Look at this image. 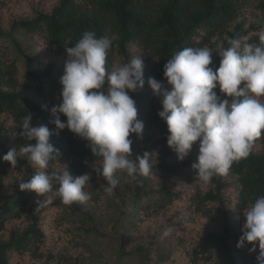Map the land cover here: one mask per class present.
<instances>
[{"label": "trees", "instance_id": "16d2710c", "mask_svg": "<svg viewBox=\"0 0 264 264\" xmlns=\"http://www.w3.org/2000/svg\"><path fill=\"white\" fill-rule=\"evenodd\" d=\"M18 3L26 4L31 13L23 15L11 12L7 23L2 25L0 22V41H7L9 45L8 51H0V117L5 116L12 122L10 127L0 124V190L7 183L10 174L16 175L17 181L21 183L36 174L37 167L27 157L19 158L17 165L11 167L3 160V156L14 147L19 150L21 146L34 143L19 135L24 114H32V126L47 124L50 130H54V126L48 124V121L50 109L61 98L60 78L67 59L66 48L74 46L84 33L94 32L97 37L105 34L114 37L107 57L109 70L117 61L125 64L140 57L144 59L147 78L154 77L165 85L164 65L178 50L186 47H212L213 64L210 67L215 70L220 65V47L227 46L228 38L242 40L252 32H262L252 36L251 40L244 41L242 45L264 46L260 39L264 35V0H0V20L4 11ZM251 3L255 4L261 22L245 29L242 9ZM20 34L26 38L41 40L42 55L32 53L25 47L17 38ZM214 39L216 41L212 42ZM11 54L14 55L13 58L10 57ZM215 91L221 95L219 87ZM30 92L34 95L29 94ZM135 102L139 119V105L136 100ZM145 110L146 125L154 132L155 137L137 153L142 155L147 151L150 156L154 154V163L152 174L132 180L134 188L131 189L130 196L132 207L139 208L148 219L167 211L173 201L182 197V192L165 188L152 189V175H158L164 181L171 178L189 179L192 175H187L184 169L197 160L199 142L193 145L189 156L180 164L175 152L167 145V125L158 116L162 111L161 98L155 96L152 90ZM61 120L66 122V117L61 115ZM136 138L135 135L130 137L133 141ZM50 139L61 155L50 163L47 171L62 175L67 167L73 176L89 174L91 186L87 190L91 193V199L85 202L87 205L99 201L100 193L108 195L103 186L106 181L93 170L101 166V157L93 155L87 147V141L67 129ZM118 179L113 195L121 190H124L123 193L130 190L128 180L131 178L120 173ZM195 181L202 185L194 177ZM195 186L188 200L191 214L209 223L215 221L220 207L230 205L224 194L230 186L234 187L235 210L238 214L244 212L258 197L264 196V135L254 142L247 158L232 165L228 175L214 176L211 183L206 185L205 191H202L200 185ZM55 188H58L56 183ZM123 193L119 194L118 199ZM48 195L51 197V206L58 210L79 213L84 207V203L65 205L59 196L51 193ZM141 202L145 205L141 206ZM126 211L124 209L123 213ZM41 218L42 209L35 208L18 193L10 197L8 195L6 199L3 193L0 194V264H13V256L23 255H28L41 262L40 264H62L64 258L61 256L40 251L45 244ZM231 232V226L226 222L217 234L215 231L207 232L199 240L197 253L201 256L193 257L191 264L207 261L209 257L205 255L209 254L208 247L215 254V261L218 263L256 264L259 252L247 254L250 246L247 244L238 249L236 245L242 233L231 242ZM121 246L122 257L141 255L146 260L149 259L150 251L144 245L129 251Z\"/></svg>", "mask_w": 264, "mask_h": 264}, {"label": "clouds", "instance_id": "9594fccd", "mask_svg": "<svg viewBox=\"0 0 264 264\" xmlns=\"http://www.w3.org/2000/svg\"><path fill=\"white\" fill-rule=\"evenodd\" d=\"M113 39L86 32L66 48L61 98L50 109L48 121L54 130L47 124L32 126V114H24L19 135L34 143L19 150L14 147L3 156L11 167L21 157L38 167L31 179L19 184L21 191L44 198L37 201L38 207L50 201V193L69 206L91 199L89 174L73 176L67 167L62 175L47 171L61 155L50 138L65 129L87 141L93 155L101 157V166L93 170L106 181V193H113L120 173L132 180L152 174L154 154L134 155L130 139L141 136L144 129L136 102L129 95L144 87V59L135 57L109 70L107 57ZM260 39L264 42V35ZM212 56L207 46L186 47L164 65L166 85L154 77L147 80L153 94L161 98L158 116L167 125V145L177 160L183 162L199 142L198 162L192 168L195 178L205 185L214 176L228 175L232 165L247 158L254 142L264 135V46L242 45L241 40L228 38L227 46L220 47V65L215 70L210 67ZM217 87L221 95L215 91ZM54 183L58 188L54 189ZM243 216L236 247L251 245L253 253L258 245L256 264H264V196L248 206ZM172 232L171 227L165 228L161 238Z\"/></svg>", "mask_w": 264, "mask_h": 264}, {"label": "rangeland", "instance_id": "374dc122", "mask_svg": "<svg viewBox=\"0 0 264 264\" xmlns=\"http://www.w3.org/2000/svg\"><path fill=\"white\" fill-rule=\"evenodd\" d=\"M49 0H42L48 2ZM11 12L19 14H30L26 4L18 3L14 7L1 14V24L7 23V19ZM12 15V14H11ZM242 18L245 19V29L250 25L260 23L259 12L255 9V4L245 5L242 9ZM240 21V19H239ZM262 32H252L246 38L241 40H251L252 36L260 35ZM17 38L22 41L32 53H40L42 55L43 47L39 39L26 38L22 34L17 35ZM214 39L212 42H215ZM7 41H0V51L4 53L9 50ZM208 47V46H207ZM210 49L212 47H209ZM10 57H14L13 54ZM44 59L45 56L43 55ZM124 63L117 61L115 67L122 66ZM145 84L142 89L135 92H130L131 96L138 102L139 105V120L143 122L144 129L141 136L137 137L132 144L133 154H138L137 151L146 143L155 137L154 132L146 125L145 104L147 98L151 94V89L147 83V75L144 73ZM29 94L34 95L30 92ZM159 99V98H158ZM0 124L6 127L12 126V122L7 117H0ZM8 137V135L6 136ZM131 137V136H130ZM10 145V142L7 144ZM134 159V156L132 157ZM185 161V160H184ZM183 161V162H184ZM195 160L189 167L185 168V173L192 176L187 179L171 178L166 181L158 175H152V189H169L175 192H182L180 200L173 201L167 208V211H162L158 215H153L148 219L141 213L139 208L132 207L130 196L134 188L132 179H129L128 195L124 196L123 191L120 193L102 194L99 195V201L84 203L79 213L71 210H58L51 206V201L38 207L37 201H43L42 198L34 192L21 191L16 175L10 174L7 178V183L3 185L0 194L8 198L13 194L18 193L25 199L29 200V204L34 205L37 209H42L41 229L45 234V244L40 251L48 254L64 258L62 264H191V259L195 256L200 257L197 253L199 240L207 232L215 231V234L224 226V222L231 226L232 239L241 234V228L245 223L243 212L237 213L234 208V187L230 186L225 191V198L229 200L230 205L220 207L217 212V218L213 222H208L198 216L191 214L189 207V197L195 189V185H200L202 191L207 189L202 182L195 181V170L192 168ZM152 163L154 159L152 158ZM182 164V162L180 163ZM39 171L37 167V172ZM194 175V176H193ZM231 182V180H229ZM122 197L118 199L119 194ZM145 205L144 202L140 203ZM126 209V213L123 211ZM171 227L173 232L167 238H161L165 228ZM122 245V246H121ZM144 245L150 251L149 259L144 257L120 256V246L129 251L136 247ZM247 249V254L254 255L259 252L257 245L256 251L250 253ZM205 257H209L207 261H202L200 264H227L215 261V254L211 252ZM43 259L42 262H44ZM12 263L21 264H40L41 262L30 258L28 255L21 257H12ZM56 264V262H54ZM249 264H253L249 262Z\"/></svg>", "mask_w": 264, "mask_h": 264}]
</instances>
